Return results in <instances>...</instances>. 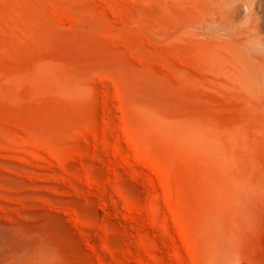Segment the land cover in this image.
<instances>
[{
	"label": "rangeland",
	"instance_id": "rangeland-1",
	"mask_svg": "<svg viewBox=\"0 0 264 264\" xmlns=\"http://www.w3.org/2000/svg\"><path fill=\"white\" fill-rule=\"evenodd\" d=\"M0 264H264V0H0Z\"/></svg>",
	"mask_w": 264,
	"mask_h": 264
},
{
	"label": "bare ground",
	"instance_id": "bare-ground-1",
	"mask_svg": "<svg viewBox=\"0 0 264 264\" xmlns=\"http://www.w3.org/2000/svg\"><path fill=\"white\" fill-rule=\"evenodd\" d=\"M233 50L234 54L231 59V68L229 69L231 79L239 83L241 88L248 90V93L255 95L259 92V85L254 64L249 57L244 56L238 49L234 48Z\"/></svg>",
	"mask_w": 264,
	"mask_h": 264
}]
</instances>
